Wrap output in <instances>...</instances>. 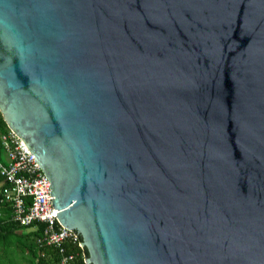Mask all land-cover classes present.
I'll use <instances>...</instances> for the list:
<instances>
[{"label":"water","instance_id":"water-1","mask_svg":"<svg viewBox=\"0 0 264 264\" xmlns=\"http://www.w3.org/2000/svg\"><path fill=\"white\" fill-rule=\"evenodd\" d=\"M0 112L86 264H264V0H0Z\"/></svg>","mask_w":264,"mask_h":264},{"label":"built area","instance_id":"built-area-1","mask_svg":"<svg viewBox=\"0 0 264 264\" xmlns=\"http://www.w3.org/2000/svg\"><path fill=\"white\" fill-rule=\"evenodd\" d=\"M0 154L6 158L0 159V176L6 184L3 197L12 207L14 220L21 225H43L36 241L58 250L60 257L56 264H86L66 252L64 244L70 238L76 239L77 234L59 223L50 181L25 142L11 130L2 132Z\"/></svg>","mask_w":264,"mask_h":264},{"label":"trees","instance_id":"trees-1","mask_svg":"<svg viewBox=\"0 0 264 264\" xmlns=\"http://www.w3.org/2000/svg\"><path fill=\"white\" fill-rule=\"evenodd\" d=\"M8 130L7 123L0 112V134ZM5 185L0 176V256L6 253L5 250L10 247L12 240L16 241L18 238H21L22 243H19V245H22V249L19 248V252L22 251L21 264H56L60 257L58 250L53 246L40 245L36 241L37 237L41 234L43 225L41 223L21 225L14 220L12 207L3 197L2 191ZM23 228H31V230L25 233L20 232L19 230ZM72 231L76 233L75 230ZM80 242L81 239L77 234L76 239H68L64 246L66 252L75 254L76 258L80 262H83L88 252L84 247L79 245ZM0 264H20V262L18 263L16 259H12Z\"/></svg>","mask_w":264,"mask_h":264},{"label":"rangeland","instance_id":"rangeland-1","mask_svg":"<svg viewBox=\"0 0 264 264\" xmlns=\"http://www.w3.org/2000/svg\"><path fill=\"white\" fill-rule=\"evenodd\" d=\"M29 230H31V228H23V229H20L19 231L25 233V232H28ZM18 239L16 241L12 240L10 242V247H8L7 249L5 248L6 253L4 255L0 256V263H6L8 260L16 259V261L18 263L20 262V264H21V262H22V251L19 252V248L22 249V247H21L22 245L21 244L19 245V243H22V240H21V238H18ZM7 245H9V244H7Z\"/></svg>","mask_w":264,"mask_h":264},{"label":"crops","instance_id":"crops-1","mask_svg":"<svg viewBox=\"0 0 264 264\" xmlns=\"http://www.w3.org/2000/svg\"><path fill=\"white\" fill-rule=\"evenodd\" d=\"M0 159H1L2 161H5V160H6V158H5V156H4L3 154H0Z\"/></svg>","mask_w":264,"mask_h":264}]
</instances>
